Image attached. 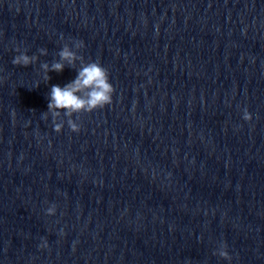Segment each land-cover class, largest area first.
<instances>
[{"label":"clouds","instance_id":"obj_1","mask_svg":"<svg viewBox=\"0 0 264 264\" xmlns=\"http://www.w3.org/2000/svg\"><path fill=\"white\" fill-rule=\"evenodd\" d=\"M82 40L72 41L71 46L65 43L61 50L57 53L58 59L49 62H42L40 69L43 72V79L49 81L51 77L49 72L60 73L67 66L77 70V76L63 87L52 85L49 93L48 110L42 113L43 118L48 119L49 114L53 121V129L56 133H60L66 123L72 132H79L80 125L73 119L75 115L79 119L81 113H91L96 109H102L106 105L112 103V95L114 87L109 80V72L98 61H88L82 55L78 54V50L84 48ZM14 51L17 53L12 64L16 66L27 67L35 64L39 57L36 54L28 55V50L21 49L17 46ZM39 55L46 56L48 51L46 48L38 49ZM79 62L80 67L76 68ZM242 118L245 121L252 119L251 114L245 109ZM56 206L53 204L47 209L48 215H54ZM41 247H47V241H44ZM214 255L225 260H231V256L227 251V245L221 243Z\"/></svg>","mask_w":264,"mask_h":264},{"label":"water","instance_id":"obj_2","mask_svg":"<svg viewBox=\"0 0 264 264\" xmlns=\"http://www.w3.org/2000/svg\"><path fill=\"white\" fill-rule=\"evenodd\" d=\"M227 245L231 260L214 252ZM189 264H264V184L226 221Z\"/></svg>","mask_w":264,"mask_h":264}]
</instances>
